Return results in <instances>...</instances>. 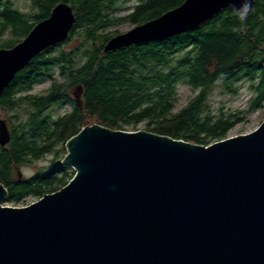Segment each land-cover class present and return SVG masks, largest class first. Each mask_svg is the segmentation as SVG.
Returning <instances> with one entry per match:
<instances>
[{
	"label": "water",
	"instance_id": "obj_1",
	"mask_svg": "<svg viewBox=\"0 0 264 264\" xmlns=\"http://www.w3.org/2000/svg\"><path fill=\"white\" fill-rule=\"evenodd\" d=\"M255 0H184L108 39L104 51L194 31ZM76 22L65 1L13 47H0V94ZM82 86L72 93L82 105ZM11 139L0 118V146ZM63 163L73 177L13 207L0 183V264H264V121L209 145L147 130L83 127ZM3 204V205H2Z\"/></svg>",
	"mask_w": 264,
	"mask_h": 264
},
{
	"label": "trees",
	"instance_id": "obj_2",
	"mask_svg": "<svg viewBox=\"0 0 264 264\" xmlns=\"http://www.w3.org/2000/svg\"><path fill=\"white\" fill-rule=\"evenodd\" d=\"M60 1L76 16L69 37L31 59L0 94L11 136L0 146L6 202L65 186L75 173L63 163L65 146L87 125L125 131L144 123L147 131L209 145L264 105V0H255L248 15L226 8L194 31L109 52L104 45L118 31L108 29L143 23L184 0H132L120 16L119 0H32L31 13L0 0V47L21 41ZM45 82L47 89L32 93ZM243 85L251 93L245 108H214V89L237 96ZM78 86L82 105L72 95ZM181 87L189 88L190 97L178 108ZM47 155L49 163L35 174L19 170Z\"/></svg>",
	"mask_w": 264,
	"mask_h": 264
},
{
	"label": "rangeland",
	"instance_id": "obj_3",
	"mask_svg": "<svg viewBox=\"0 0 264 264\" xmlns=\"http://www.w3.org/2000/svg\"><path fill=\"white\" fill-rule=\"evenodd\" d=\"M15 4V6H17V8H19V10H21L24 13H31L34 8H32V0H12ZM133 1L132 0H119L118 4L120 5L121 10L117 11L118 15H122L124 13L127 12L128 8L132 5ZM133 25H131L128 22H122L119 23L113 27H111L110 31L114 32V31H118V33L124 32L129 30ZM49 82H45V83H41L38 84L34 87L32 93L33 94H38V93H42L45 89H47L49 87ZM181 97H180V101H179V106L178 108L184 106L187 102L188 99L190 97V90L187 87H181V89L179 90ZM212 95H211V101L214 104V108L216 107H220V106H225L228 110H235L238 108H245L249 98H250V91L247 88V85H243L242 87H240L239 90V94L237 96H231L228 94H222L219 92L218 89H214L212 91ZM53 111L56 110V112H63L65 109H61L58 107H52L51 108ZM0 118H6L7 119V113L5 111H2L0 109ZM264 121V105L251 112L249 114L248 119L243 120L238 122L229 132H228V136L227 137H233V136H237V135H241V134H246L249 133L251 131H253L254 129H256L259 124ZM136 130H146L145 129V124L144 123H140L137 125ZM65 148L67 149V147L65 146ZM66 153L64 154V157ZM63 157V158H64ZM51 158V155H47L44 156L41 159H38L36 161H34V163L32 164H24V166H20V171L27 177L35 174L36 172H38L40 170V168H42L43 166L47 165L49 163V160ZM66 165V164H65ZM68 166V165H67ZM70 167V166H69ZM39 200L38 197H28L27 199H25L24 201H19L17 203H9V202H5L4 204L7 206H13V207H24L27 206L35 201Z\"/></svg>",
	"mask_w": 264,
	"mask_h": 264
},
{
	"label": "clouds",
	"instance_id": "obj_4",
	"mask_svg": "<svg viewBox=\"0 0 264 264\" xmlns=\"http://www.w3.org/2000/svg\"><path fill=\"white\" fill-rule=\"evenodd\" d=\"M3 205V204H2Z\"/></svg>",
	"mask_w": 264,
	"mask_h": 264
}]
</instances>
